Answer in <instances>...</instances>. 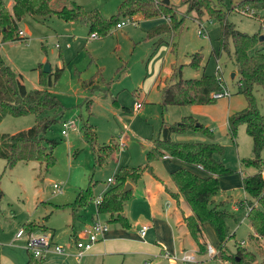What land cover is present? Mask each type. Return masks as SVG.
<instances>
[{
  "label": "rangeland",
  "instance_id": "rangeland-1",
  "mask_svg": "<svg viewBox=\"0 0 264 264\" xmlns=\"http://www.w3.org/2000/svg\"><path fill=\"white\" fill-rule=\"evenodd\" d=\"M168 1L184 18V29L172 39L168 36L153 40L146 38L147 31L166 22L162 17L145 20L141 14H137L130 19L120 18V22L125 23L121 29L112 28L105 37L91 40L86 25L79 22L68 23L50 15L45 18H24L18 24V29L25 34L26 40L0 43L2 57L21 77L28 90L40 88L37 70L40 65V71L45 64L53 72L57 68H63L52 88L62 106V116L47 130L43 141L45 145L47 141L57 142L53 150L56 159L54 166L46 171L43 164L29 162L18 163L12 169H6L5 162L0 160V244L6 245L5 240L21 230L27 219L32 221L30 223H36L49 216L47 221L57 229L54 242L59 247L67 246L64 240L68 235L63 219L69 216V211L56 213L54 206L72 203L75 193L87 188L90 183L94 184V198L101 196L108 186L107 180L114 179L120 168L145 165L146 153L153 148L162 125L174 126L180 124L183 118L191 117L196 120L197 127L202 126L211 131L213 142L223 147L220 160L233 171L232 174L219 178V192L214 197L216 203L222 202L223 208L233 216L226 220V231L232 236L220 251L213 230L204 225L202 240L206 244V252L198 255L195 242L188 233L181 230V234H185L183 238H187L185 245L184 241L182 243L186 250L171 254L165 248L166 252L175 259L182 257L185 252L193 254L199 264H230L224 261L226 257L221 253L234 256L239 246L250 252L263 254V243L251 237L254 232L246 219L247 207L243 203L246 195L242 187V175H250L253 170L242 168L241 161L251 158L252 142L243 126L238 128L235 142L227 131L226 118L230 107L235 112L240 111L246 107V101L236 83L237 78L231 79V74H236L232 59L226 51H220V23L208 13L200 17L195 13H188L186 7L180 5V0ZM211 1L213 9L219 10L217 8L220 6L228 13V21L236 30L256 35L258 41L260 36H264V12H257L253 16L252 11L245 8L231 9L242 0ZM72 2L87 12H98L103 18L110 19L119 14L118 8L123 0H54L52 9L69 6ZM198 31L203 35H198ZM172 42L175 44L173 51ZM260 48L264 53V41L255 47ZM227 50L232 54L231 40L227 42ZM195 53L201 54L198 69L189 65L191 56ZM203 75L220 79L222 87L228 90L230 99H220L210 105L168 106L162 109L160 88L180 78L198 79ZM101 79L109 83V86L99 82ZM91 81H98L101 94L106 95V98L89 90L87 84ZM253 93L257 108L264 116V88L256 87ZM136 103H140L141 108L134 114L132 111ZM122 108L130 111H122ZM58 114L59 110H55L50 116H59ZM69 121L75 122L77 130H67V135L63 136L62 125ZM82 121L95 134L97 148L111 144L113 147L117 145L119 151H111L106 155L100 152L95 157L89 139L87 140L81 128ZM35 122L36 118L32 115L7 116L0 123V135H13L32 127ZM171 138L174 142H209L201 130L194 129L183 134H173ZM98 156L103 157L100 164L96 161ZM163 156L169 157L167 153ZM162 159L151 163L153 174L165 184L171 185L170 171L183 165L170 157L167 158L170 161ZM53 184L60 185L63 193L53 194ZM157 185L159 184L155 179L145 174L132 186L131 196L124 206V212L132 225L131 231L134 232L136 223L151 224L154 222L153 218L159 219V216H153L155 210L161 214L164 211L168 213L170 206L167 207V198L165 194L158 195ZM171 193L169 191V195ZM151 195L154 196L153 205L147 201ZM241 202L246 211L240 206ZM255 206L259 208V205ZM95 212L96 205L92 200L81 210V220L87 222L94 215V219L107 221L105 216H96ZM172 212L177 216H181V213L189 215L185 207L175 202L172 204ZM166 222L172 232L167 228L163 235L168 236L170 243H174V234L179 239L181 234H177L170 217ZM108 227L112 228L109 224ZM176 244H179V240ZM209 246L216 250V255H208ZM149 248L152 249L150 246ZM213 256L217 260H213ZM261 257H257L256 264L263 263L264 259ZM143 262L139 256L131 255L124 262L123 258L117 260L116 264ZM49 264L62 263L53 261Z\"/></svg>",
  "mask_w": 264,
  "mask_h": 264
},
{
  "label": "trees",
  "instance_id": "trees-1",
  "mask_svg": "<svg viewBox=\"0 0 264 264\" xmlns=\"http://www.w3.org/2000/svg\"><path fill=\"white\" fill-rule=\"evenodd\" d=\"M53 1L13 0V3L7 6L4 1L0 0V43L26 40L18 36V24L26 17L45 18L50 15L68 23H82L87 26L89 36L96 34L99 38L105 37L112 28H115L120 18L130 19L137 14H141L147 20L161 17L166 20L164 24L145 33L148 39L153 40L161 36H168L172 39L184 29L183 15L171 3L166 5L162 0H123L118 8L119 14L110 19L103 18L98 12H87L73 2L69 6L64 5L54 10L52 9ZM180 5L185 6L188 13H195L199 17L208 13L220 23V51L223 49L232 59L236 72V83L241 88L240 93L246 101L244 109L228 116L227 131L235 142L238 128L243 126L252 142L251 158L241 161L242 168L253 170L250 175H243L242 178V187L246 195L243 203L247 207L246 219L254 232L251 237L263 243V254L253 253L237 246L234 256L224 255V253L221 255L226 257L224 261L230 264H256L258 256L264 259V181L260 174L264 170V116L257 108L253 92L256 87L264 88V53L262 48L255 49L259 44L258 36H251L236 30L234 25L228 21V13L220 6L217 8L219 10L213 9L211 0H180ZM236 8H245L256 15L257 12H264V0H242L231 9ZM228 40L232 42V54L227 50ZM174 48L175 44L172 42L171 51ZM199 58L201 59V54H193L189 65L198 69L201 63ZM40 67L41 65L37 69L39 70L40 88L28 90L22 83L21 77L6 63L0 52V123L7 116L32 115L36 118L35 124L26 130L13 135H0V160L5 162L6 169H12L18 163L38 162L43 164L45 170L48 171L56 163L53 150L57 142L47 141L45 145L43 141L47 130L62 116L60 113L62 106L52 93V88L60 78L63 68H57L54 72L45 74L40 71ZM99 82L109 84L104 79ZM87 87L93 94H101L98 81L89 82ZM221 90L222 86L218 80L205 75L198 79L180 78L159 89L161 107L166 109L168 106L210 105L215 102L212 94ZM101 95L104 98L107 97L104 94ZM55 110H59V116H50ZM122 111L130 110L122 108ZM195 124L196 120L186 117L180 124L162 125L158 138L153 142V148L146 153L145 165L119 169L114 177V183L107 186L100 204L96 206L98 214L106 216L107 223H116L124 229L130 228L123 213L125 203L131 196V189L124 192V188L126 184L135 186L145 174L155 177L151 163L167 153L172 160L183 165L169 174L176 189L170 197L189 211L187 216L181 213V219L187 233L196 244L198 255H204L206 252V244L202 240L204 225L211 227L217 246L220 251L222 250L225 242L232 236H229L226 231V220L233 216L223 208L222 202L216 203L214 197L219 192V178L228 176L233 171L220 160L224 152L223 147L213 142L211 132ZM81 126L87 140L89 139L95 157L100 155V152L106 155L111 151L112 153L119 151L117 145L113 147L111 144L97 148L96 137L90 130L91 128L84 121ZM190 129L201 130L209 142L172 141L173 134H183ZM102 159V156H98L97 163H102ZM93 188L94 184L90 183L87 188L80 189L71 204L60 208L68 207L72 216L76 218L77 213L95 199ZM255 205H259V208ZM48 218L49 216L43 218L41 224L25 223L22 228L29 233L36 228L46 232L44 224ZM212 259L217 260L216 257ZM43 262L44 258L37 259L30 255L27 264H43Z\"/></svg>",
  "mask_w": 264,
  "mask_h": 264
},
{
  "label": "crops",
  "instance_id": "crops-1",
  "mask_svg": "<svg viewBox=\"0 0 264 264\" xmlns=\"http://www.w3.org/2000/svg\"><path fill=\"white\" fill-rule=\"evenodd\" d=\"M235 76L236 74L234 75V77ZM229 99L230 98H228V100ZM196 106H200V105H196ZM234 112H235V109L230 107L229 111L227 112V118L230 114ZM227 118H226V124H227ZM162 160L170 161L168 159H162ZM173 170L174 169H172L171 171ZM151 177L155 179L157 184H159L157 185L158 195L159 193L165 194L167 198V201H168L167 207L170 206V209L167 214H166V211H164V214H161L159 211L155 210L153 216H159V219L156 217L153 218L154 222H152L151 224L136 223L134 232L131 231L132 225L130 223H129L130 224L129 229H124L116 223H108L109 226H112V228L109 227L108 232L103 238V240L94 244L89 250L82 251L81 257L78 258L79 251L77 250L75 246L76 240L80 232H82L84 229L88 228L92 224L94 220V215H92L90 217V220L86 222V221L81 220V215H80L81 211H79L76 215V218H74L72 216L71 210L68 209L67 207L57 208L58 206H65V205H56L54 206L56 213L69 211V216H65L63 219L64 227L67 231L66 234L68 235V238L64 240L67 246H61L62 251H63L62 254H55L52 251L46 254L45 256L47 257V259L45 260V257H44L45 261L43 262V264H49L50 262H53V261L55 262L60 261L62 264H97L98 261L100 262V264H116L117 260L123 258V262H124L125 259L127 257H130L131 255L139 256L142 260H144V262H148L149 264H177L179 261L165 259L163 257L164 252L161 248V245L164 246L167 249V251L171 254H175L177 253V251L181 253L183 249L186 250L185 246L184 247L182 246V243L184 241V245H185V241L187 240V238H183L185 234H181V230H184L183 231L184 233H187V231L182 222L181 216L180 215L177 216L175 212H172V204L175 201L169 195V191L176 192V189L173 184H171L172 186L167 185L164 182H162L158 177L156 176L155 177L151 176ZM132 189L133 187H131V190ZM77 193L78 191L75 193L74 199ZM153 200H154V196L151 195L149 197V200L147 201L149 203L151 202L152 204ZM180 205L182 204L180 203ZM241 205H242V208H244L246 211V208L243 207L242 202L240 203V206ZM123 214L126 216L125 212ZM162 216H164V218H162ZM169 217L174 222L173 224L175 226L177 234L178 233L181 234L180 239L176 238L174 234V237H173V241H175L174 243L173 242L170 243L168 236L163 235L164 229L169 228V231L172 232L170 229V225L166 222L167 218ZM30 222L32 221L27 219L26 223H30ZM36 223L41 224L42 221L37 220ZM44 225L46 227L45 233L51 234L53 237V242H54V239H55L54 237L57 232V229L54 227L55 225L51 224L49 220L45 222ZM145 225L149 226V229L147 230L145 236L141 237L140 229L142 226H145ZM17 233L18 231L15 233V235L10 236L12 237V239L9 237L7 240H5L6 245L0 244V264H27L28 263L30 254L27 252V249L25 248L26 247L25 246L26 237L24 235L18 237ZM32 233L40 234L44 232L41 229H34ZM178 240H179L180 246L179 244H176L177 246L175 245V243L178 242ZM149 246L152 247V249L149 248Z\"/></svg>",
  "mask_w": 264,
  "mask_h": 264
},
{
  "label": "built area",
  "instance_id": "built-area-1",
  "mask_svg": "<svg viewBox=\"0 0 264 264\" xmlns=\"http://www.w3.org/2000/svg\"><path fill=\"white\" fill-rule=\"evenodd\" d=\"M4 1L7 6H10L13 3V0H2ZM251 14L253 15V12H251ZM125 25L124 22H119L115 28L116 29H121L123 26ZM198 35H203V33L201 31H198ZM18 36L22 39H25V34L22 31L18 32ZM98 38V36L96 34H91L90 35V39H96ZM218 71H220V67H218ZM218 82H220L221 86H222V82L220 79H217ZM230 94L228 92L227 89H224V87H222V90L219 92H216L214 94H212V99L217 101L220 99H224V98H229ZM141 108V104L140 103H136L134 105V109H133V113L137 114L138 111ZM63 130L61 132V134L63 136L67 135V130H73L76 131L77 130V126L75 124L74 121H69V122H64L63 123ZM163 159H167L169 158L168 156H163ZM261 174V178L264 181V170L260 173ZM108 185L113 184L114 183V179L113 178H109L107 180ZM52 193L55 195H60L63 193L62 188L60 185L58 184H53L52 185ZM102 195L103 192L101 194V196H98L97 198L94 199L95 205L98 206L102 200ZM96 216H99L98 212L96 211ZM108 224L106 222H101L97 219H94L92 224L84 229L82 232H80L75 246L77 248L78 252V258L81 257V252L82 251H87L89 250L94 244L98 243L99 241L103 240V238L105 237V235L108 232ZM149 229V226H142L140 229V236L144 237L147 230ZM24 235L26 237V249L27 252L33 256L34 258H44L46 254H48L49 252H54L55 254H62V248L57 246L56 243L53 242V237L51 234L49 233H40V234H34V233H29L26 232L23 228L21 230L18 231L17 236H22ZM161 248L163 250V257L165 259L168 260H173V261H179L182 264H199L197 258L195 255L193 254H188V253H183L184 255L182 257H180L179 259H175L173 258L172 255L168 254L165 250V247L161 245ZM216 250H214L212 247H208V255L211 254H215ZM216 255V254H215ZM214 257V256H213ZM143 264H149L148 262H144Z\"/></svg>",
  "mask_w": 264,
  "mask_h": 264
},
{
  "label": "water",
  "instance_id": "water-1",
  "mask_svg": "<svg viewBox=\"0 0 264 264\" xmlns=\"http://www.w3.org/2000/svg\"><path fill=\"white\" fill-rule=\"evenodd\" d=\"M164 2H165L166 5L169 4V1H168V0H165ZM262 41H264V36H260V37H259V42H262ZM42 72L45 73V74H49V73L51 72L50 66H49L48 64H45V65L43 66V68H42ZM234 75H235L234 73L231 74V79L234 78ZM131 187H132V186H131L130 184H126V186H125V188H124V192L129 191V190L131 189Z\"/></svg>",
  "mask_w": 264,
  "mask_h": 264
}]
</instances>
